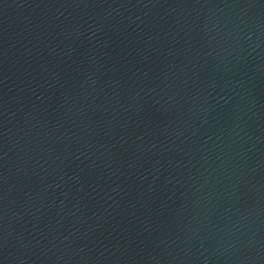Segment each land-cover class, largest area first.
Masks as SVG:
<instances>
[{
  "label": "water",
  "instance_id": "obj_1",
  "mask_svg": "<svg viewBox=\"0 0 264 264\" xmlns=\"http://www.w3.org/2000/svg\"><path fill=\"white\" fill-rule=\"evenodd\" d=\"M0 264H264V0H0Z\"/></svg>",
  "mask_w": 264,
  "mask_h": 264
}]
</instances>
